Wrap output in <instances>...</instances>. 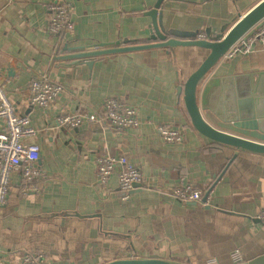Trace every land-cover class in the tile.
I'll return each instance as SVG.
<instances>
[{
  "label": "crops",
  "instance_id": "0c3cea01",
  "mask_svg": "<svg viewBox=\"0 0 264 264\" xmlns=\"http://www.w3.org/2000/svg\"><path fill=\"white\" fill-rule=\"evenodd\" d=\"M54 1L0 0V83L17 113L40 130L27 142L38 145L45 174L39 191L29 194L19 191L20 174L12 176L0 205V264H25L30 253L44 254L41 264L131 257L264 264V155L208 143L191 125L177 89L209 51L180 46L102 55L88 64L62 59L88 45L146 42L151 18L144 13L156 0H62L69 4L71 27L52 34L48 5ZM259 1L164 0L160 26L205 36ZM252 48L264 51L263 35ZM39 76L62 88L48 107L29 102L31 80ZM217 83L208 74L198 97ZM110 98L133 106L142 123L122 129L107 121L58 124L67 114L102 116ZM152 122L175 127L183 141H166ZM107 154L125 155L141 171V185L126 198L116 171L106 183L98 179V160ZM187 183L209 192L206 200L173 196L172 189Z\"/></svg>",
  "mask_w": 264,
  "mask_h": 264
},
{
  "label": "built area",
  "instance_id": "2783aa9c",
  "mask_svg": "<svg viewBox=\"0 0 264 264\" xmlns=\"http://www.w3.org/2000/svg\"><path fill=\"white\" fill-rule=\"evenodd\" d=\"M48 8L51 12L50 33L58 34L71 27L69 4L66 1L56 0L51 2ZM262 35H264V19L228 49L212 67L209 75L215 77L222 74L264 70V51L253 50L252 48V43ZM204 37V34L197 35V38ZM242 52L244 54L240 56ZM61 93V85L45 76L35 77L29 86V102L31 105L48 107ZM0 120L3 121V128L0 131L1 205L6 202L11 192V179L15 173L20 174L19 191L22 194L38 192V183L45 177V174L38 164L40 156L38 145L27 142L29 138L36 137L40 130L30 124L27 116L17 113L15 105L8 100L1 83ZM92 121H107L119 129L138 126L142 123L137 118V112L133 106L114 98L107 100L106 109L102 116L67 114L58 118L60 126L70 128ZM152 125L166 141H183V134L175 127L156 122H152ZM115 171L123 198H126L134 189V184L142 183L139 167L127 156L107 154L98 160L97 176L101 183H106ZM206 193V190L194 188L188 183L172 189L173 196L185 202H198L205 197ZM259 218L264 223V210L260 213ZM44 258L45 255L42 253H30L23 257V262L25 264H41ZM233 258L239 259L237 251H234Z\"/></svg>",
  "mask_w": 264,
  "mask_h": 264
},
{
  "label": "water",
  "instance_id": "95a60500",
  "mask_svg": "<svg viewBox=\"0 0 264 264\" xmlns=\"http://www.w3.org/2000/svg\"><path fill=\"white\" fill-rule=\"evenodd\" d=\"M164 0H156L145 16L151 18L150 35L146 42L123 39L114 43L88 45L79 52L61 56L62 59L91 61L102 55L129 53L151 48L173 50L180 46H197L209 52L200 65L178 85L183 103L195 131L208 143L232 147L264 155V70L222 74L215 88L207 95L199 96L198 87L207 78L212 67L242 36L264 19V0H260L229 26L212 32L205 30L204 38L180 31H165L160 26L159 10ZM264 37V35H263ZM95 48V49H91ZM80 49H84L81 47ZM91 58V59H90ZM91 63V62H90ZM89 63V64H90ZM141 184H134V189ZM208 192L202 201L207 198ZM104 264H177L161 258H120Z\"/></svg>",
  "mask_w": 264,
  "mask_h": 264
}]
</instances>
